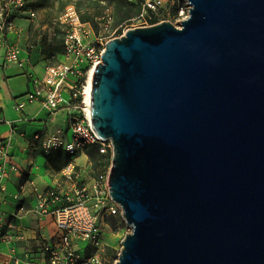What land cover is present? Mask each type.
Instances as JSON below:
<instances>
[{
  "label": "water",
  "instance_id": "95a60500",
  "mask_svg": "<svg viewBox=\"0 0 264 264\" xmlns=\"http://www.w3.org/2000/svg\"><path fill=\"white\" fill-rule=\"evenodd\" d=\"M107 43L91 113L132 229L116 264H264V0H186Z\"/></svg>",
  "mask_w": 264,
  "mask_h": 264
},
{
  "label": "built area",
  "instance_id": "2783aa9c",
  "mask_svg": "<svg viewBox=\"0 0 264 264\" xmlns=\"http://www.w3.org/2000/svg\"><path fill=\"white\" fill-rule=\"evenodd\" d=\"M177 1L176 15L181 19L177 25H180L189 15L190 6ZM162 4L163 0H145L138 18L153 19ZM25 5L26 0H0V50L6 62L18 66L27 65L28 58L24 56L26 49L12 39V35L19 31L14 9ZM31 14L35 15V12ZM57 21L64 30V52L46 66L43 73H31L30 88L16 97L15 107L23 110L40 102L52 116L64 115L70 126L69 136H50L42 141V146L47 151L62 148L70 154L71 160L60 170V180L39 193L36 204L28 207L23 187L13 192L10 190V183L25 173L9 159L8 143L0 140V244L6 246L9 253L7 263H32L42 259L45 264H107L103 225L117 215L124 219L122 206L110 194L111 166L86 181L76 156L91 145L98 147L105 160H112L114 156L112 140L98 134L91 106L86 102L88 76L102 62L108 42L100 37L97 43L90 39L96 32L89 22L82 21L74 5H69ZM3 122L7 120L0 109V123ZM108 152L110 157H106ZM7 203L14 204L12 210L4 209ZM30 211L50 216L56 233L51 238L34 237L37 247L26 250L21 256L18 243L26 240V234L20 229L19 220L23 213Z\"/></svg>",
  "mask_w": 264,
  "mask_h": 264
},
{
  "label": "crops",
  "instance_id": "0c3cea01",
  "mask_svg": "<svg viewBox=\"0 0 264 264\" xmlns=\"http://www.w3.org/2000/svg\"><path fill=\"white\" fill-rule=\"evenodd\" d=\"M21 34L24 31L21 30ZM20 34V36H21ZM18 34H13L12 39L19 42ZM28 37V36H26ZM24 56L28 58L25 66H18L6 62L3 58V51L0 50V109L7 122L0 123V140L8 143L9 159L16 162L22 169L24 176H17L10 183V190L16 191L23 187L24 201L28 207L36 204L38 194L43 192L48 186L56 184L60 180V171L55 170L54 178L51 180L46 174L47 159L38 154L32 145L41 139L43 134L49 132L57 122L67 123L64 115L52 116L40 102L32 103L23 110L15 107L16 97L24 94L30 88L31 73H43L40 57L36 53L30 52L26 46ZM0 152V159H1ZM51 166V165H50ZM38 182L40 184L38 185ZM50 182V183H49ZM5 210H12L13 203L4 204ZM20 217V229L26 234V240L18 243L19 255L24 256L25 251L32 247H37L34 237L44 236L51 238L56 233V227L50 216H40L30 211L23 213ZM0 251L3 253V260L0 264H16L6 262L9 253L6 246L0 244ZM21 264H45L42 259L32 263Z\"/></svg>",
  "mask_w": 264,
  "mask_h": 264
},
{
  "label": "rangeland",
  "instance_id": "374dc122",
  "mask_svg": "<svg viewBox=\"0 0 264 264\" xmlns=\"http://www.w3.org/2000/svg\"><path fill=\"white\" fill-rule=\"evenodd\" d=\"M176 0H163L162 7L156 16V21L149 17L136 19L130 25L126 26L122 32H105L102 30L99 34L92 35L90 39L99 42L98 37L102 39L105 43L110 42L112 39L122 36L126 31L131 28L147 26L154 24L156 22L167 20L174 24H179L181 20L176 15V9L178 5ZM181 4H188L186 0H180ZM63 0H26V5L24 8L14 9V18L19 26L18 40L19 45L26 46L30 52L36 53L39 56L40 63L43 70L46 66L54 63L56 61L57 51L54 48L55 41L57 45L61 46L62 39L64 37V30L60 23L57 21L58 16L69 6L62 9ZM159 10V9H158ZM35 12L32 15L31 12ZM21 30L24 34H21ZM21 34V36H20ZM28 36V37H26ZM70 126L69 123L57 122L54 127L51 128L49 132L43 134L39 141H36L32 147L37 148L42 146V141L50 136L58 135L63 138H67L69 135ZM110 157V152L107 153L106 157ZM103 163L101 166H96L95 163L89 158V156L84 151H79L76 156V161L80 164L81 172L85 175L86 181H89L96 174L108 169L112 164L110 159H102ZM48 177L52 180L54 178L55 170L52 166L47 165ZM50 183V182H49ZM40 182H38V185ZM122 217L117 215L112 217L104 227V245L106 247V260L107 264H116L118 260L117 255L120 254L123 248V240L126 235L132 231V229L122 221Z\"/></svg>",
  "mask_w": 264,
  "mask_h": 264
},
{
  "label": "trees",
  "instance_id": "16d2710c",
  "mask_svg": "<svg viewBox=\"0 0 264 264\" xmlns=\"http://www.w3.org/2000/svg\"><path fill=\"white\" fill-rule=\"evenodd\" d=\"M144 2L145 0H63L61 10H64L68 5H74L82 21L89 22L96 34L104 29L108 33L122 32L126 26L139 17ZM153 21H156V17ZM54 48L57 51V56L63 54V39L61 46H58L55 41ZM84 151L96 166L102 165L103 156L99 153L97 146H88ZM37 152L44 156L56 171H60L71 160L70 154L62 148L47 151L43 146H40ZM122 221L125 222L124 219Z\"/></svg>",
  "mask_w": 264,
  "mask_h": 264
},
{
  "label": "bare ground",
  "instance_id": "6f19581e",
  "mask_svg": "<svg viewBox=\"0 0 264 264\" xmlns=\"http://www.w3.org/2000/svg\"><path fill=\"white\" fill-rule=\"evenodd\" d=\"M95 68L90 71L88 76V84L86 88V102L91 106L92 102V88H93V78H94ZM90 109V107H88Z\"/></svg>",
  "mask_w": 264,
  "mask_h": 264
}]
</instances>
